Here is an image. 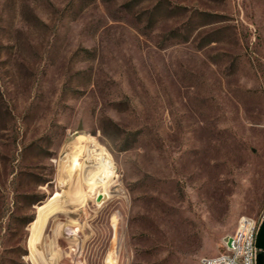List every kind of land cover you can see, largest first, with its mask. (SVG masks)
<instances>
[{
	"label": "rangeland",
	"instance_id": "1",
	"mask_svg": "<svg viewBox=\"0 0 264 264\" xmlns=\"http://www.w3.org/2000/svg\"><path fill=\"white\" fill-rule=\"evenodd\" d=\"M263 209L264 0H0V264H202Z\"/></svg>",
	"mask_w": 264,
	"mask_h": 264
},
{
	"label": "bare ground",
	"instance_id": "2",
	"mask_svg": "<svg viewBox=\"0 0 264 264\" xmlns=\"http://www.w3.org/2000/svg\"><path fill=\"white\" fill-rule=\"evenodd\" d=\"M84 138L86 139L85 141L91 144L87 145V142H86L85 146L84 145L78 146V148L74 150V156L71 153H68L66 155L68 158L71 157L72 159L73 157L79 161L82 160L83 162H85L84 174H85V177L88 179V181L89 180L91 181V185L93 183V186L91 187V192H92L96 190L98 187L104 186L108 181L112 180L114 177L115 169H114V165H113V162L111 160L109 153L106 151L105 148L100 147L99 144L95 143V137L84 135L82 136L81 139H84ZM87 155L89 156L86 157ZM52 207L54 206L52 205ZM58 207L57 209H59ZM51 208H49L48 203L38 206L37 218L35 221L32 222V226L34 228V231L36 233V238H37V242H36L37 251L40 249L42 228L44 227L47 218H49V215L53 211L51 210Z\"/></svg>",
	"mask_w": 264,
	"mask_h": 264
},
{
	"label": "built area",
	"instance_id": "3",
	"mask_svg": "<svg viewBox=\"0 0 264 264\" xmlns=\"http://www.w3.org/2000/svg\"><path fill=\"white\" fill-rule=\"evenodd\" d=\"M264 222V209L258 218L243 216L235 231L226 240L223 252L213 256H204L202 264H257L259 252L257 238Z\"/></svg>",
	"mask_w": 264,
	"mask_h": 264
},
{
	"label": "water",
	"instance_id": "4",
	"mask_svg": "<svg viewBox=\"0 0 264 264\" xmlns=\"http://www.w3.org/2000/svg\"><path fill=\"white\" fill-rule=\"evenodd\" d=\"M257 247L264 250V222L262 223L258 233ZM257 264H264V251L259 252L257 257Z\"/></svg>",
	"mask_w": 264,
	"mask_h": 264
},
{
	"label": "crops",
	"instance_id": "5",
	"mask_svg": "<svg viewBox=\"0 0 264 264\" xmlns=\"http://www.w3.org/2000/svg\"><path fill=\"white\" fill-rule=\"evenodd\" d=\"M36 242H37V238H36ZM36 245H37V243H36Z\"/></svg>",
	"mask_w": 264,
	"mask_h": 264
}]
</instances>
